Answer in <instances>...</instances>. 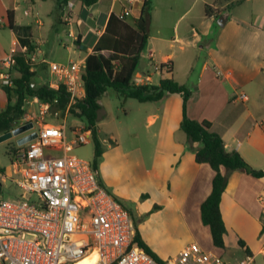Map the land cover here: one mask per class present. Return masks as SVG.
Listing matches in <instances>:
<instances>
[{
    "label": "crops",
    "instance_id": "1",
    "mask_svg": "<svg viewBox=\"0 0 264 264\" xmlns=\"http://www.w3.org/2000/svg\"><path fill=\"white\" fill-rule=\"evenodd\" d=\"M144 1L131 3L126 21L134 23L141 14ZM214 1L152 0L149 39L143 52H147L148 65H154L155 70L156 65L162 64L171 68V73L166 67L157 70L161 75L159 82L161 78L173 77L191 90L187 103L190 118L211 121L212 130L223 137L228 151L237 150L252 167L264 169V14L254 10L250 16H241L229 12L231 8L228 6L233 0L219 4L220 0ZM198 2H201L200 8L193 14L191 22L184 23ZM206 5L214 7L211 13L206 11ZM9 11L13 15L12 24ZM122 11L123 0H97L91 5L82 0H0V59L16 45L23 50L31 44L33 50L30 56L36 57L33 67L36 83L51 84L55 76L50 71L49 62L77 61L85 64L87 56L94 52L95 45L105 32L111 15L118 16ZM219 11L222 13V25L216 29ZM4 12L7 21L2 16ZM254 19H258L257 24L253 23ZM58 24H75L76 29H62ZM194 45L207 49L210 57L188 64L196 77L178 80L177 70L185 57H178L177 52L184 53ZM63 52L67 53V57L61 56ZM42 74L47 78H42ZM134 77L137 83L159 84L153 82L148 68L139 73L135 70ZM242 94H245L243 98ZM169 95L174 98V114L181 130L183 96L181 93ZM32 100L40 104L41 110V103L36 97ZM6 106V93L0 86V110ZM28 110L27 107V117H31L32 122L39 126L41 117L30 114ZM67 115L55 120V124L65 127L66 132L64 121ZM82 125V122L76 124L75 131ZM98 131L102 137L103 130L99 124ZM102 141L105 144L106 138L102 137ZM185 141L189 144L190 140L187 137ZM185 141L182 146L174 141H164V150L159 152L157 149L156 159L161 157L168 160L163 164L157 161L147 177L155 195L165 201L163 203L172 213L174 227L180 225L183 247L189 243L199 244L198 233H205L209 229L201 219V203L212 190L215 174L208 163L196 162L195 151L201 145L199 142L191 143L192 150L186 159L179 156L182 147L186 148ZM105 153L106 149L103 155ZM11 166L9 170L0 166L4 169L0 171V178L11 177L14 181L18 177L12 163ZM101 168L105 187L119 198L126 196L125 190L109 187L110 177L103 165ZM222 172H226L225 167H222ZM14 175L17 177L14 178ZM221 210L227 226L226 248H242L245 256L251 254L255 259L264 256V178L242 170L232 171L222 196ZM139 226L142 233L143 225ZM240 238L246 241L250 253L239 245Z\"/></svg>",
    "mask_w": 264,
    "mask_h": 264
},
{
    "label": "built area",
    "instance_id": "2",
    "mask_svg": "<svg viewBox=\"0 0 264 264\" xmlns=\"http://www.w3.org/2000/svg\"><path fill=\"white\" fill-rule=\"evenodd\" d=\"M134 1L123 0V11L118 17L125 19ZM30 59L35 62V55ZM15 64L14 47L0 59V86L13 85ZM84 66L77 61L49 62L55 76L50 85L58 88L62 83L69 93L66 113L86 95ZM156 68L159 70L162 65ZM36 99L41 103L42 115L37 137L17 144L10 158L18 174L14 181L21 192L15 199L0 196V264H79L93 253V264H162L134 241L130 211L100 184L92 163L70 153L75 145L92 140V129L80 126L71 142H67L65 127L45 121L50 104ZM48 150L53 154H48ZM166 261L258 264L251 254L237 263L224 261L198 243L187 245Z\"/></svg>",
    "mask_w": 264,
    "mask_h": 264
},
{
    "label": "trees",
    "instance_id": "3",
    "mask_svg": "<svg viewBox=\"0 0 264 264\" xmlns=\"http://www.w3.org/2000/svg\"><path fill=\"white\" fill-rule=\"evenodd\" d=\"M91 5L97 0H82ZM229 0H220L217 4ZM232 2V1H231ZM239 0L236 4L241 3ZM230 3L228 7L236 4ZM213 6L206 5V11L211 13ZM222 13L219 11L217 16ZM152 15V0H145L141 14L130 23L112 14L105 32L95 45L94 52L90 53L85 61L82 75L86 95L73 104L67 111L70 101L69 93L64 84L58 88L50 83L38 84L35 80V63L30 59L33 46L30 44L26 51L21 46H15L16 64L12 68L13 85L2 86L6 93L7 106L0 110V135L16 128L27 115V105L30 100L37 97L41 102L49 103L52 111H60V114H68L79 118L81 122L93 132L94 159L93 168L98 172V180L105 187L100 174V161L106 146L98 131L99 99L108 90L113 89L118 96L134 98L140 102L158 101L170 93H181L183 96V117L180 129L184 131L191 142H199L201 145L195 151L197 163H208L215 171L212 179V190L201 203V219L204 225L210 229L212 243L215 247L226 249L225 234L227 226L221 210L222 196L228 183L229 174L234 170H242L255 177L264 178V169L252 167L237 150L228 151L223 137L212 130L211 121L190 118L187 114V103L192 94L185 85L178 83L173 77L161 78L159 84L134 82V72L139 64L141 54L149 39V22ZM10 23H13L12 12H8ZM120 28V30H118ZM121 31V32H119ZM109 52L106 55L104 52ZM168 72L172 70L168 65ZM75 131V127L71 128ZM15 147H10L9 155ZM222 167L226 172H222ZM0 171H4L0 167ZM106 188V187H105ZM110 193L111 191L106 188ZM112 194V193H111ZM113 195V194H112ZM124 206L121 198L113 195ZM126 207V206H125ZM155 204L153 208H160ZM127 208V207H126ZM133 218L135 226L134 241L148 253L154 256L160 263L166 264V259L158 255L142 236L139 220L132 211L127 208ZM264 231V213L262 214ZM239 245L245 248L246 253L251 250L246 241L239 239Z\"/></svg>",
    "mask_w": 264,
    "mask_h": 264
},
{
    "label": "rangeland",
    "instance_id": "4",
    "mask_svg": "<svg viewBox=\"0 0 264 264\" xmlns=\"http://www.w3.org/2000/svg\"><path fill=\"white\" fill-rule=\"evenodd\" d=\"M238 1L233 0L232 2L236 4ZM212 3H215V1L212 0ZM200 5L201 2H198L193 7L194 9L187 15L184 23L191 22L193 14L200 8ZM230 8L229 12L241 16H250L254 10L264 14V0H242L241 3ZM2 16L7 21L6 12ZM253 23L257 24L258 19H254ZM216 24V29H220L222 25L220 18L217 19ZM58 27L76 29L75 24H58ZM199 46H190L184 53L177 52L178 57H185L181 63L178 61V64L180 63L176 77L178 80L191 79V76L192 78L196 77L195 74L192 75L188 64L190 62L195 64L199 60L210 57L208 50ZM146 53L144 51L141 54L136 72L139 73L144 68H148L153 82L158 83L161 75L155 70L154 65H148L149 58ZM61 56L67 57V53L63 52ZM38 58L40 57L38 56ZM156 58L158 59V57ZM42 78H47V75L44 74ZM134 78L133 80L135 81ZM173 102L174 98L169 94L161 101L140 102L134 98L120 97L113 89H108L99 99L98 120V124L103 130L102 137L106 138L105 145L107 147L105 155L101 158L100 168L103 165L110 177L111 185L109 187L114 190L115 188L125 190L126 196L123 195L124 197L121 200L132 211L139 223L143 225L142 234L153 250L166 260L174 258L187 245L191 244L189 243L184 247L181 245L184 237L179 232L180 225L174 227V222L171 218L172 213L163 203L165 201L155 195V191L152 190L150 181L147 179L148 173L153 170L157 161L163 164L168 160L161 157L156 159L157 149L159 152L164 150V141H174L176 145L182 146V142L187 138V135L178 129ZM27 107L30 110H28L30 114H35L39 118L42 116L40 104L30 100ZM60 116H63V114H58L50 109L44 115V118L45 121L55 124V120L60 118ZM29 121L32 120L26 117L19 125ZM64 122L68 134L66 140L71 142L76 135L71 128L81 123V120L67 115ZM38 129V124L35 123L34 128L30 131H37ZM28 132L26 131L0 142V166H3L4 169L9 170V166H11L10 147H16L18 139ZM185 143L186 148L182 147V150L179 151V156H183L184 159L187 158L192 150V142L188 141L189 144H187L185 141ZM56 153H61V151ZM70 153L92 163L94 159L93 140L86 144L75 145ZM48 154H53V152L50 151ZM15 177L17 175H14ZM20 192L21 189L17 187L11 177L0 178V196L15 199ZM155 204H159L161 207L153 208ZM198 242L204 250L220 255L227 262L237 263L238 260L245 256L242 248L236 246H230L223 250L214 247L209 229L205 233H198ZM256 261L258 264H264V256L257 257Z\"/></svg>",
    "mask_w": 264,
    "mask_h": 264
},
{
    "label": "water",
    "instance_id": "5",
    "mask_svg": "<svg viewBox=\"0 0 264 264\" xmlns=\"http://www.w3.org/2000/svg\"><path fill=\"white\" fill-rule=\"evenodd\" d=\"M220 19H222V16H220ZM34 126H35V124L32 121L26 122L22 125H18L13 130L8 131L4 134H1L0 135V142L8 140V139L12 138L13 136L20 135L26 131H30L34 128ZM36 137H37V131H32L31 133H28V134L24 135L23 137H20L18 139V144H20V145L25 144V143L33 140Z\"/></svg>",
    "mask_w": 264,
    "mask_h": 264
},
{
    "label": "bare ground",
    "instance_id": "6",
    "mask_svg": "<svg viewBox=\"0 0 264 264\" xmlns=\"http://www.w3.org/2000/svg\"><path fill=\"white\" fill-rule=\"evenodd\" d=\"M95 259H96V255L95 253H93L91 256L81 260L79 264H93L95 262Z\"/></svg>",
    "mask_w": 264,
    "mask_h": 264
}]
</instances>
